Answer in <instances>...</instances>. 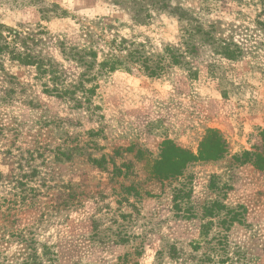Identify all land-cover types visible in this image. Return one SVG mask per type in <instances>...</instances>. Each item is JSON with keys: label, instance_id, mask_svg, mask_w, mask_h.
<instances>
[{"label": "rangeland", "instance_id": "rangeland-1", "mask_svg": "<svg viewBox=\"0 0 264 264\" xmlns=\"http://www.w3.org/2000/svg\"><path fill=\"white\" fill-rule=\"evenodd\" d=\"M0 25L67 69L87 32L166 65L75 107L0 57L1 256L264 264V0H0Z\"/></svg>", "mask_w": 264, "mask_h": 264}, {"label": "trees", "instance_id": "trees-1", "mask_svg": "<svg viewBox=\"0 0 264 264\" xmlns=\"http://www.w3.org/2000/svg\"><path fill=\"white\" fill-rule=\"evenodd\" d=\"M41 34L43 32L37 34L0 25V57L7 55L11 61L33 67L36 78L43 81L45 93L72 101L75 107L87 105L96 89L91 83L109 73L141 70L150 77H157L166 67L160 58L145 57L141 46L134 42L87 32L82 46L70 49L62 44L59 46L62 60L68 64L67 69L63 63L45 57L37 50V36ZM226 49L223 48L225 55L233 57V52ZM174 62L177 60L171 57L170 64ZM26 250L30 252L18 256L3 257L0 254V264H41V254H47L44 251L37 254L32 244ZM50 260L52 258L47 261Z\"/></svg>", "mask_w": 264, "mask_h": 264}]
</instances>
